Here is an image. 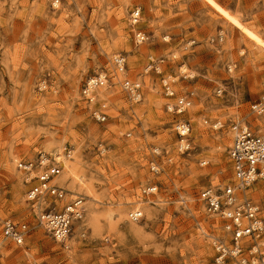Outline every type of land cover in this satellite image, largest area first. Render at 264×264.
<instances>
[{"label": "rangeland", "instance_id": "374dc122", "mask_svg": "<svg viewBox=\"0 0 264 264\" xmlns=\"http://www.w3.org/2000/svg\"><path fill=\"white\" fill-rule=\"evenodd\" d=\"M262 96L264 0H0V218L27 227L18 245L0 226V264H215L231 237L199 192L234 183L230 126L264 137ZM54 143L85 208L63 241L26 198L39 168L18 166ZM245 194L261 206L264 179Z\"/></svg>", "mask_w": 264, "mask_h": 264}, {"label": "built area", "instance_id": "2783aa9c", "mask_svg": "<svg viewBox=\"0 0 264 264\" xmlns=\"http://www.w3.org/2000/svg\"><path fill=\"white\" fill-rule=\"evenodd\" d=\"M132 16L133 20L137 19L138 9L133 11ZM137 37L141 39L140 33L137 34ZM114 60L118 69L121 70L123 68L122 58L117 56ZM99 83L101 80L97 77H90L84 92ZM126 85L129 86V81H126ZM178 103V107L181 109L184 105L183 99H180ZM250 108L254 113H264V96L251 103ZM176 127L179 134L184 136L187 125L178 123ZM230 128L232 137L228 154L232 173L237 185L248 187L253 182L264 179V137L239 121H233ZM39 161L37 164L31 161H19L18 166L29 171L34 166H38ZM41 166L39 165L40 169L31 177L35 182L26 190V198L31 207L36 210L40 224L54 239L63 241L70 235L75 222L82 216L83 210L80 203L83 197L80 195L81 198L74 197L78 195L70 194L66 189L51 183L52 178L60 171L58 167L60 165L57 162ZM154 189L155 186L151 185L143 190L147 193ZM45 197H49L47 206L40 207V203ZM199 198L210 213L217 215L223 221L224 228L231 237L229 247L222 243H216L215 264H224L226 256H230L234 264H248L249 262L264 264V216L260 215L261 210L264 209V201L260 206L247 196L239 198L238 194L230 187L224 189L204 188L199 192ZM140 216L141 213H130L133 220ZM0 226L4 239L18 245L23 243L27 233L25 223L9 218H0ZM244 239L246 240L245 247ZM246 252L248 255L245 256Z\"/></svg>", "mask_w": 264, "mask_h": 264}, {"label": "bare ground", "instance_id": "6f19581e", "mask_svg": "<svg viewBox=\"0 0 264 264\" xmlns=\"http://www.w3.org/2000/svg\"><path fill=\"white\" fill-rule=\"evenodd\" d=\"M232 134V133H231ZM58 143V142H57ZM50 144V143H49ZM48 146V145H47ZM54 146H55V143H54ZM53 146H51V148H52ZM50 148V149H51ZM53 151L51 152V154H49L50 156H51V158H48L46 155H44V154H42L41 155V160L39 161V163H38V166H35V167H33V168H31L29 171H25V172H27L28 174H30L33 170H34V168H36V167H38L39 169H40V167H39V165H47L48 163H53V162H57L58 164H59V161H58V159H60V163H61V165L60 166H58L59 167V169L61 170H64V171H69V172H71L72 170H73V167H71L72 165L70 164V162H69V160L67 159V158H65L64 157V155H63V153H62V151H61V149L60 148H58V146H55L53 149H52ZM53 154V155H52ZM65 155L66 156H70V152L68 153V154H66L65 153ZM46 156V157H45ZM47 161H49V162H47ZM33 164V163H32ZM33 166H34V164H33ZM41 166V167H42ZM75 166V165H74ZM75 168V167H74ZM38 169V170H39ZM37 170V171H38ZM62 170L61 171H59V173L57 174V175H55L53 178H52V181H51V183L53 184H55L57 187H59V188H62L61 186H59L58 185V183H60V182H58V183H56L55 181H54V179L56 180H61V179H63V181H65V177L66 176H64V175H62L61 176V173L60 172H62ZM74 170H76V169H74ZM75 171H73L72 173L73 174H75L74 173ZM65 174V173H64ZM66 175V174H65ZM78 175V174H77ZM68 176V175H67ZM65 178V179H64ZM62 181V180H61ZM62 181V182H63ZM73 181V180H72ZM82 181V180H81ZM78 182V181H77ZM234 183H231V184H226V185H224V186H222L220 189H224L225 187H230V188H232V190L233 191H235V193H237L238 194V196H239V198H242V197H245L246 196V194H245V189L247 188L246 186H244V187H240L239 185H237V181L235 180V177H234V181H233ZM72 183V182H71ZM254 183V182H253ZM64 184H65V182H64ZM70 184V183H69ZM74 184V183H73ZM72 185V184H71ZM70 185V186H71ZM75 188V187H74ZM219 189V188H218ZM65 190V189H64ZM74 197H80V196H74ZM47 198H49V197H45V199L43 200V201H41V203H40V207H44V206H47V203H48V201H49V199H47ZM81 198V197H80ZM238 198V197H237ZM47 199V200H46ZM81 205H80V207H81V209L83 210V212H82V216H81V218L78 220V221H76L75 222V224L74 225H76L77 223H79L81 220H82V218H83V215H84V210H85V208L83 207V200H82V198H81V203H80ZM141 213V217H142V211H140V210H138V209H131L129 212H128V215L130 214V213ZM87 217H88V219L89 220H93L95 217H94V208H92L91 206H88V208H87ZM75 227V226H74ZM225 231H226V229H225ZM227 232V231H226ZM57 240V239H56Z\"/></svg>", "mask_w": 264, "mask_h": 264}, {"label": "crops", "instance_id": "0c3cea01", "mask_svg": "<svg viewBox=\"0 0 264 264\" xmlns=\"http://www.w3.org/2000/svg\"><path fill=\"white\" fill-rule=\"evenodd\" d=\"M225 22V21H224ZM253 184V183H252Z\"/></svg>", "mask_w": 264, "mask_h": 264}]
</instances>
